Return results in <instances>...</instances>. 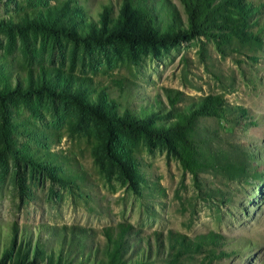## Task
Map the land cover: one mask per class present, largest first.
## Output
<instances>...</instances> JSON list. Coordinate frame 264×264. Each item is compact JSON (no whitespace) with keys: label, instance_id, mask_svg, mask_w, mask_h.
<instances>
[{"label":"rangeland","instance_id":"1","mask_svg":"<svg viewBox=\"0 0 264 264\" xmlns=\"http://www.w3.org/2000/svg\"><path fill=\"white\" fill-rule=\"evenodd\" d=\"M241 1L252 38L221 47L100 39L106 13L105 37L125 29L124 0L0 1V21L69 34L0 30V91L53 94L0 102V264L107 263L122 235L125 264H264V0ZM156 2L186 26L180 0ZM169 92L224 104L195 120L196 174L143 131L175 120Z\"/></svg>","mask_w":264,"mask_h":264},{"label":"trees","instance_id":"2","mask_svg":"<svg viewBox=\"0 0 264 264\" xmlns=\"http://www.w3.org/2000/svg\"><path fill=\"white\" fill-rule=\"evenodd\" d=\"M180 2L187 17L186 26L182 23L176 9L169 7L165 3L156 2V5L151 8L144 4V0H124L121 18L125 29L117 34L105 37L108 17L106 13L103 16V28L99 31L100 39L104 37L108 40L114 39L127 43H151L158 40L163 41L165 38L179 39L182 35L192 37L205 36L208 39H212L217 47L231 44L235 40L242 43L251 40L252 35L248 32L250 11H248L247 6L241 0H180ZM133 17L142 25V28L141 31L131 35L126 28ZM37 29L45 33L69 35L63 29L51 28L42 24L27 23L21 25L19 23L0 21V30L4 31ZM84 40H89V38ZM44 92L53 95L47 87L25 92L17 89L0 91V102L6 104L16 96L26 98L34 93L43 94ZM169 93L168 99L171 109L175 111V120L166 125L155 124L149 130L144 129L143 131L148 137L170 141L179 152V157L185 169L196 174L199 164L196 160L197 148L192 137L195 120L201 117H221L224 104L219 96H207L201 102L192 104L186 110H182L177 106L182 100L181 94L176 92L173 96V92ZM69 97H72L74 104L81 110L88 111L96 119L106 120L93 106L82 103L74 96ZM149 114L146 110L142 112L141 116L146 118ZM4 138L7 141L5 135ZM123 236H121L122 240L124 239ZM122 240L115 242L114 248L108 250L106 254L107 263L97 262V264H125L126 246L123 245L124 242ZM35 253H37L36 250ZM27 259L30 260L28 256ZM64 261L65 258L58 254L57 263L63 264ZM52 262L54 263V258Z\"/></svg>","mask_w":264,"mask_h":264}]
</instances>
